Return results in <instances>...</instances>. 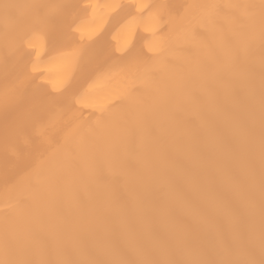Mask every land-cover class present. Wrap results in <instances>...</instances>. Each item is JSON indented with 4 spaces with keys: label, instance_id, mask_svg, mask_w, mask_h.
Here are the masks:
<instances>
[{
    "label": "bare ground",
    "instance_id": "1",
    "mask_svg": "<svg viewBox=\"0 0 264 264\" xmlns=\"http://www.w3.org/2000/svg\"><path fill=\"white\" fill-rule=\"evenodd\" d=\"M262 139L264 0H0V264H264Z\"/></svg>",
    "mask_w": 264,
    "mask_h": 264
},
{
    "label": "snow or ice",
    "instance_id": "2",
    "mask_svg": "<svg viewBox=\"0 0 264 264\" xmlns=\"http://www.w3.org/2000/svg\"><path fill=\"white\" fill-rule=\"evenodd\" d=\"M141 7H144L142 5ZM25 44L30 46V40L26 39ZM131 41H129V45L125 46V48L117 47L114 51V55L111 58L113 64H125V65H134L137 67L138 71L135 73H130L125 75L122 82L121 89L113 95H108L99 102L87 104L84 103L79 96L75 97L76 103L78 105L86 106L94 108L100 112H105L110 106L115 105L117 103L126 102L131 108L138 109L140 107V102L134 95V89L137 86H152V82L150 80L149 73L151 69L147 66L141 65L138 60V53L130 52ZM149 51L157 52L158 50H154L152 48H148ZM142 68V70H140ZM97 71H102L103 67H98ZM118 116H114V120H118ZM262 167H264V139H262V156H261Z\"/></svg>",
    "mask_w": 264,
    "mask_h": 264
}]
</instances>
